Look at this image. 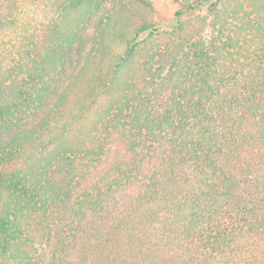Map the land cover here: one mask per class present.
I'll list each match as a JSON object with an SVG mask.
<instances>
[{"label":"trees","instance_id":"1","mask_svg":"<svg viewBox=\"0 0 264 264\" xmlns=\"http://www.w3.org/2000/svg\"><path fill=\"white\" fill-rule=\"evenodd\" d=\"M0 0V264H264V0Z\"/></svg>","mask_w":264,"mask_h":264},{"label":"rangeland","instance_id":"2","mask_svg":"<svg viewBox=\"0 0 264 264\" xmlns=\"http://www.w3.org/2000/svg\"><path fill=\"white\" fill-rule=\"evenodd\" d=\"M156 10L160 13L167 14L173 7L171 0H151Z\"/></svg>","mask_w":264,"mask_h":264}]
</instances>
